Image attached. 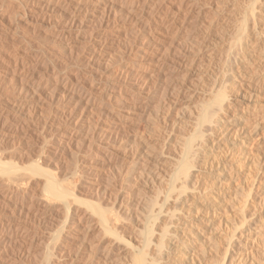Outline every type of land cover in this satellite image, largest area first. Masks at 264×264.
Wrapping results in <instances>:
<instances>
[{"label":"bare ground","instance_id":"1","mask_svg":"<svg viewBox=\"0 0 264 264\" xmlns=\"http://www.w3.org/2000/svg\"><path fill=\"white\" fill-rule=\"evenodd\" d=\"M198 1H204V4H199ZM10 14L6 20L10 24L6 25L5 19L9 15L0 9V27L3 29L2 34L4 36L11 37L8 39L15 47H18V43H21L23 38L21 39L19 36L21 42L18 41L17 28L21 26H18L19 23L13 25L12 19H17L20 15L24 16L25 23L28 24L27 26L31 31L33 30L35 33L37 31L38 35L42 31L46 34V30H44L46 27H59L62 31L63 40L62 42L59 38L58 40L64 50L72 51L78 45L76 41L79 40L76 39L82 40L89 35L88 42H85V44L89 43L92 50L87 60L88 67L91 68V66L99 63V67L105 65L109 69L113 63L115 65L118 62L120 68L116 74L112 68L115 74L114 83L112 80L113 84L98 82L92 88L100 92L103 100L104 96L108 95L107 98L105 96L108 100H105L112 104L115 99L113 98L114 94L125 90L126 87H131L130 89L144 96V100H141L143 109L141 108V112L137 110L139 113L135 114L134 117L136 118L138 115L142 119L145 117L150 133L156 132V127L154 129L149 124L152 119L150 116L154 117L155 115L157 119H162L165 124L161 129L157 127L158 133H155L156 135L152 133L154 137H149L151 135L148 136L149 138L142 136L144 138L139 137L141 138L140 141L136 139V143L135 141L131 142L134 143V145L132 144L133 149L130 146V149L128 147L126 150V145L118 148L113 144L111 148L101 151L102 159L112 160L113 163L110 161V165H114V163L120 165V173L123 172L124 174V183L120 184L119 188L115 184L118 189L115 188V190L112 187L115 191L111 190L109 193V182L111 184L114 180L113 182L106 181L111 177V174L109 173L110 177L106 176L107 179H104L106 181H102L99 176L102 171L96 169L97 167L90 168L88 159L83 158V163L78 162V155L81 152L78 151L79 148H76L78 147L77 144H86L87 147H91L93 142L97 140L95 137L99 135L96 133L98 127L93 128L90 118H85V115L77 112L80 106L71 101L74 98L78 104L84 102L88 106H92L98 101V99L95 100L97 96L94 97L96 95L94 92L92 97L85 92L88 89L84 90L83 88L85 83L82 82L81 78H85V74L81 77L84 70L82 66L79 65L80 70L76 69L75 72H69L64 66L62 69L59 61L61 56L59 62L53 64L52 61L53 65L48 68L45 66L47 70L41 71V73L38 70L44 59L37 52H29L30 48L27 50L25 49L26 46L22 50L17 48L16 52L13 51L15 55L12 54L13 56L9 59H5L0 54V86L10 80L17 95H22L19 98L16 97L17 99L14 100L13 104L7 102L3 105L0 102L1 138L3 139V135L7 139L13 138L10 130L14 129L13 127L16 125L21 126L15 123L17 120L28 121L26 123L28 124L30 120L38 116L46 122V126L45 122H42L41 127H37V129L39 128L38 131L44 126L46 127L41 136L43 140L40 139L42 140L41 145L36 150L32 147V150L29 149L30 151L26 149L30 153H27L28 155L25 157L17 150L14 151V147L11 148L12 150L10 148L9 150L1 149L2 142L0 141L1 256H5L7 251L10 252L9 246L13 244L12 246L16 245L19 248L16 249L15 246V250H12L13 253L17 254L14 260L11 259L13 260L12 264H203L204 261L208 264H228L224 261H218L216 258L220 244L216 243L217 241H211L214 235L210 233L212 230L210 225L214 215L219 213V208L215 206L216 200L218 198L223 199L226 194L220 192L224 182L220 181L224 176L223 174L226 175L228 171L232 173L231 170L233 169L240 170L242 160L251 156L249 154L247 157L245 155L242 157L243 151L245 152L251 145L250 139L256 140L258 135L264 134V130H261L264 128V121L261 118H255L252 122H250L251 119L250 121L246 120L249 117L247 107L250 103L255 104L258 99L257 93L264 90V0H17ZM117 20H123V23L120 25L117 23L118 26L111 32L109 27L115 26ZM144 23L147 24V27L146 24L143 26ZM153 25L154 32L152 31ZM108 28L111 33H109ZM88 29L92 31H88L89 34L86 32ZM86 33L88 35L85 36ZM3 35L2 38H4ZM82 35L84 36L81 38ZM39 40L41 39L39 38ZM5 42L1 40L0 47L3 44L7 45L8 41ZM59 42L55 43L59 45ZM136 43L139 44V47L136 48L137 54L133 53L134 57H130L129 54L132 51H128V49ZM15 47L12 48L16 50ZM40 47L42 46L40 45ZM71 53H75V51ZM62 58L65 59L64 56ZM42 67L44 68L43 65ZM3 68L6 70L3 71ZM181 68L183 70L182 76L179 75L180 79H175L178 82H169L175 76L170 77L168 71L170 69L176 71V69ZM81 69L83 70L81 71ZM105 69L103 67V70ZM93 71L94 69L91 73ZM111 71H109V75L113 73ZM47 73H49L48 75L51 74L59 84L61 83L62 89L60 87L58 89L73 97L69 100L74 104L72 105L74 108H71L70 111L66 109L65 111L68 110V113L62 109L59 111L61 114L56 117L53 115L54 118H50L49 115L52 105L50 109L43 108L44 106L49 107L47 104H54L53 100L46 103L37 98V102L30 105L32 97L40 92L38 91L39 86H41L40 80L47 76ZM100 75L98 73L97 77L100 78ZM165 76H168L167 81L171 78L169 83L166 79L164 82ZM105 78L108 79V77ZM8 84L5 85L8 86ZM111 87L114 89L110 90ZM115 90L117 92L114 93ZM191 90L198 93L199 105L193 106L194 110L188 111L187 109L189 114H186L185 109V112L176 109V113L174 110L176 96H183ZM89 92L92 91L89 90ZM189 96L192 98L193 95ZM60 97L62 98L63 95ZM64 98L67 97L64 96ZM105 100L104 102H106ZM113 102L114 106L115 103L118 104V101ZM128 103L130 107L125 105L128 107L127 112L123 110L125 115H128L131 109L139 107L135 101ZM7 104L9 107L6 106ZM111 107L113 106L111 105ZM111 107H106L109 113L105 110L106 108L100 107V109L107 111L104 113L108 114L107 116L110 115L109 120H120L122 121L120 123H124V125L121 124L122 126L134 127V125L125 124L127 119L122 118L123 115L121 116L119 112L114 110L116 107L114 109ZM120 107L118 109L117 106L116 110L119 111ZM125 107H121V109ZM80 110L83 112V109ZM51 111L56 112L57 110ZM100 112L103 113V111ZM100 112L96 114L100 115ZM123 112L121 110V113ZM105 114L104 116H106ZM140 117L138 116V119L141 121ZM37 118L36 121H39L40 119ZM154 119H152L153 122ZM96 120L98 121V119ZM109 122L107 126H109ZM157 123L159 124V122ZM112 124L117 125L116 123ZM103 125L106 127V124ZM18 126L16 128H20ZM106 128L103 133L108 137L107 141H100L97 146L104 143V148L105 146L108 147L111 136L117 134L116 129V132H112L113 130L109 132ZM123 128L119 129L122 130ZM184 128L188 132H184ZM178 130L186 134L178 135L179 138L177 137L178 141H176L179 142L176 144L178 146L175 145L174 140L171 141L175 145L173 148L177 147L172 150L171 147L168 148L172 145L171 143L168 145L169 140L173 138L171 135L174 132L177 133ZM38 133L41 134V131ZM114 137L112 138L117 140L116 136ZM134 137L132 138L134 139ZM174 137L176 138V134ZM14 138L16 139V136ZM111 140L113 141V139ZM261 140H263L261 142L264 146L263 135ZM120 141L118 140L116 143H120ZM5 142L7 143V141ZM3 144L2 146H4ZM32 144L34 145V143ZM18 149L21 150V148ZM166 150L172 151L170 153ZM175 150L176 152H174ZM253 151L256 152V155L255 159L252 160L253 166L249 167L250 170L246 177L249 180L242 182L239 179L240 174H234V176L227 178L228 182H242L239 191L242 190L247 196L246 198L245 195L241 198L239 196L237 199L233 198V201L231 200L230 204L224 208V211L228 213L227 216L220 219V223L226 222L225 224L231 225L232 228V232L226 236L228 246L232 245L235 238L238 239V246H241L242 242H247L242 236L247 237L251 231L244 230L239 233L237 230L241 228V225L247 223L248 210L252 207L256 208V200L259 196L253 194V190L264 185L260 182L264 179V148ZM64 152L72 154L71 157L67 156L72 158L69 160V166L63 165L64 163L61 165L58 162L60 155ZM55 154L59 158L55 157ZM84 155L86 154L84 153ZM94 161L97 163L98 158L97 160L95 158ZM112 170L114 171L113 168ZM99 172L98 177L96 174ZM91 173H94L98 179L92 180L94 177L90 178ZM235 191H232L231 194L239 195L235 194ZM110 197L114 198L111 203ZM26 199L29 201L28 203ZM117 201L121 202V205L118 202L120 206L117 205ZM125 203H128L129 206L127 207L129 208L125 209ZM36 206L43 209L41 213L38 214L32 210V207L35 208ZM122 209L129 217L121 212ZM232 209H234L233 212L228 211ZM27 217L30 222L32 220V223L36 225H32L34 229L44 226L47 228L46 225H52V222L55 223L52 228L56 226L55 231L53 229V232L49 231V234L46 232L49 237L40 252L36 255L33 254L34 257L31 253L32 246H37L36 241L39 238L37 235L40 233L31 229V226L26 222ZM126 219H131L132 222L129 223L127 222L129 220L126 221ZM249 230L252 229L249 228ZM50 232H52L51 236ZM106 238H109L107 244L105 243ZM213 238V241L217 239ZM115 246L118 250L121 249L119 247L123 248L122 251L126 250L129 253V260L126 253L127 259L125 255V258L122 256L126 261L124 259L121 261L123 252L119 253L121 258L115 259L114 251L116 254L118 252ZM207 256L210 260L205 259ZM231 257L227 258L231 259ZM5 261L0 258V264H6ZM117 261L121 262L118 263ZM231 261L233 262V260Z\"/></svg>","mask_w":264,"mask_h":264},{"label":"rangeland","instance_id":"2","mask_svg":"<svg viewBox=\"0 0 264 264\" xmlns=\"http://www.w3.org/2000/svg\"><path fill=\"white\" fill-rule=\"evenodd\" d=\"M14 1V2H13ZM202 1V0H201ZM16 2H17V0H0V9H1V11H3V12H6L7 13V15H9L10 14V12H11V9L14 7V5L16 4ZM199 2V4L201 3V4H204V1L203 2H200V1H198ZM11 6V7H10ZM5 7V8H4ZM6 9V10H5ZM9 13V14H8ZM11 15V14H10ZM10 15L9 16H7V18L5 19V23H6V25H8V24H10V22L9 21H6L9 17H10ZM11 19V18H10ZM9 19V20H10ZM21 20V21H20ZM15 21V22H14ZM25 19H24V16L23 15H20V17L19 18H17V19H12V24L13 25H15V23L16 24H18V26H21V27H18L17 28V38H19V40L18 41H20L22 38L24 39H22L20 42L21 43H18V47L16 46H13V44H11V42H10V40L9 39H11V37L10 36H4L3 34H2V28L0 27V42H1V40L2 41H6L5 43H7V41H8V43H7V45L6 44H3L1 47H0V54H1V56L2 57H4L5 59L7 58V59H9L11 56H13V55H15L14 53L19 49V50H22V49H24V46H26L25 47V49H27V50H29V48H30V50H29V52H37V53H39L41 56H42V59H44L43 61H42V65L44 66V68L42 67V65H40V69H42V70H38L39 72H45V70H47V68L49 67V66H52L53 64H54V62H57L58 60H59V58L62 56H64L65 57V59L64 58H60V62H61V67L62 66H64L65 68L67 67V69H68V71L69 72H72V71H74L75 72V70L77 69V70H80V66H82V68L85 70V72H84V70L83 69H81V71H82V73H81V77H83V74H85L84 76H85V78L83 77V78H81V80H82V82L83 83H85V84H83V88H84V90H87V91H85V92H87L90 96L92 95V97H93V95L94 94H96L94 97H96V101H97V99H98V101L94 104V105H92V106H94V107H92L91 105V108H90V106H88L86 103H82L81 102V104H78L77 103V100H75L71 95H68V94H66V93H64V92H62V87H61V83L59 84V82L56 80L55 81V79H54V77L53 76H51V74L50 75H48L49 73H47V76H44L41 80H40V85L41 86H39V88L40 89H38V91H40V92H37L36 94H35V96H33L32 97V100H31V104L30 105H32V104H34L35 102H37V98H39V99H41L42 101L44 100V102H46V103H48L47 101H52L53 100V102H55L54 104H51L50 102V104H47V105H49V107L48 106H44L43 108H45V109H50V106L52 105V107H51V109H50V112H49V115H50V118L52 117V118H54V117H56V116H58L59 114H61V112H59V111H61L62 109V111H65L66 109H68L69 111L71 110V108L73 109L74 108V106H72V105H79L80 107H79V111L77 110V112H79V113H82L83 115H85L84 117L85 118H90V121H91V124H92V127L93 128H96V127H98V128H103V129H98V128H96V133H97V135L99 134V135H101L102 133H103V130L106 128V130L107 131H109V132H111V130H113L112 132H116L117 131V134L116 135H114V136H116V138H117V140H115L114 138V136H111V138H110V142L108 143L109 145H107L108 147H106L105 146V148H104V143L103 142H105V141H107V138L108 137H106L105 135L106 134H102V136H100V138H98L99 137V135L97 136V137H95L97 140H95L94 142H93V144L91 145V147H93V146H95L96 147V149H95V147H93V148H91L90 146V148L89 147H87L86 146V144L84 145V144H77L78 145V147H76V148H79V152H81V156L80 155H78L79 156V158H78V162H80V163H83L84 162V159L85 160H87L88 159V166L90 167V168H96V169H98V170H100V171H102V173H101V175H99L100 174V172L98 173V174H96L97 176L99 175L100 176V178L102 179V181H106V180H104L105 178L107 179V175H108V177H110V175H109V173L111 174V177L110 178H108V180L106 181V182H108L109 180L110 181H112L113 182V180H114V182L113 183H111L110 184V182H109V186L111 187V189H110V187H109V193H111V190H113V189H115L116 187H120L123 183H124V174H123V172L122 173H120L121 171V167H119L120 165H116L115 163H114V165L112 164V165H110L111 164V162L113 163V161L112 160H106V159H102V153H101V151H104L106 148H111V146L113 145V146H115V147H117L118 146V148H121V146H125V148H127L126 150H128V147H129V149H130V146H131V148L133 149V145H134V143H131V142H134L136 139H139V141H140V139L141 138H139V137H142V136H145L146 138L149 136V135H151V136H149V137H154L153 136V134L152 133H154V135H156L157 133H158V129H157V127L158 128H162L163 126H164V121L162 120V119H160V118H158L157 119V117L154 115V113H153V115H154V117H155V119H154V117H152V116H150L152 119H154V122H155V124H154V122L152 121V119L150 120V122L148 121V118H147V121L149 122V124L150 125H152L153 127H154V129H155V127H156V132H151L150 133V131L147 129V126H148V123L145 121L146 119H144L145 117H143V119L140 117V115H138L139 117H140V119H142L141 121L138 119V116L135 118L134 116H135V114H138L139 112H141V110L143 109V106H142V104L141 103H143L142 101L144 100V96L143 95H139L138 93H136L133 89H130L131 87H126L125 88V90H123V91H118L117 92V90H115L114 91V93L115 92H117L116 94H114L113 95V98H117V100H113V101H118V104L117 103H115V106H114V102L112 101V104H110V102L108 101H106V100H108V99H106L107 97H108V95H105L106 96V98H105V96H104V100L106 101V102H104V100H103V97H101V94H100V92L99 91H96V90H94V88H92V87H94V85L96 84V83H98V82H100V83H102V84H106V83H109V84H113L114 83V81H115V74L117 73L116 71H118L120 68H119V64H118V62L117 63H115V65H114V63L112 64L113 66H111V67H109V69H108V67L106 68L105 67V65L103 66L104 67V69L105 70H103V67L101 68V67H99L100 65H99V63H98V65L97 64H95V65H93V66H91V68H90V66L88 67V65H87V63H88V58H89V55L91 54V47H90V45H89V43H86L85 44V42H88V40H87V38L89 37V32L88 31H90V32H92L91 30H89V29H91V28H89L86 32L88 33H86V34H84L85 36L86 35H88L87 37H84L85 39H83L82 37L84 36V35H82L81 36V38H82V40L79 38V39H76V40H79V41H76V42H78L77 44L78 45H76L77 47H75L72 51L71 50H64V48L62 47V45L60 44V42H59V40L62 42V31L60 30V28L59 27H50V28H45L44 30H46L45 32H46V34H44L43 32L44 31H39V32H41L39 35L37 34L38 32L36 31V33H35V31H31V29L27 26L28 24H26L25 23ZM119 21V22H118ZM121 20H117V22H116V24H115V26H110L109 28H110V30H111V32L112 31H114V29L116 28V26H118V24L120 25L121 23H123V20L120 22ZM22 22H24V23H22ZM118 23V24H117ZM145 24L146 23H144L143 24V26H145ZM25 28H24V27ZM114 27V28H113ZM146 27H147V24H146ZM56 28V29H55ZM97 28H99V27H97ZM109 28H108V31H109V33H111L110 32V30H109ZM96 29V28H95ZM94 29V30H95ZM48 30V31H47ZM97 30V29H96ZM153 30H155L154 29V25H153V27H152V31ZM54 31V32H53ZM20 32H22V33H20ZM26 32V33H25ZM154 32V31H153ZM44 35H43V34ZM58 33V34H57ZM2 35L4 36V38H2ZM25 35V37H23ZM36 35V36H35ZM47 35V36H46ZM50 35V36H49ZM59 35V36H58ZM21 37V39H20V37ZM34 38H33V37ZM43 36V37H42ZM45 36V37H44ZM54 36V37H53ZM46 37H48V38H46ZM52 37V38H51ZM61 37V38H60ZM2 38V39H1ZM9 38V39H8ZM39 38L41 39V40H39ZM44 38V39H43ZM46 38V39H45ZM55 38H56V40H55ZM58 38H59V40H58ZM5 39V40H4ZM8 39V40H7ZM37 39V40H36ZM54 39V40H53ZM36 40V41H35ZM50 40V41H49ZM33 41V42H32ZM42 41V42H41ZM53 42V44H52V42ZM81 41V42H80ZM167 41V40H166ZM48 42V43H47ZM55 42H59V45H61V46H59L57 43H55ZM43 43V44H42ZM85 44V45H83V44ZM138 43H140V42H138ZM138 43H136V44H133L129 49H128V51H132V52H130V54H129V56L130 57H134V54L133 53H135V54H137L136 53V48H138L139 47V44ZM23 46V48H21L22 46ZM46 44V45H45ZM50 44V45H49ZM0 45H1V43H0ZM6 45V46H5ZM11 47H10V46ZM17 45V44H16ZM40 45L42 46V47H40ZM45 45V46H44ZM53 45V46H52ZM57 45V46H56ZM83 45V46H82ZM20 46V47H19ZM39 46V47H38ZM52 48H51V47ZM85 46V47H84ZM6 47H7V49H6ZM12 47H15L16 48V50L15 49H13ZM37 47V48H36ZM58 47V48H57ZM59 47H61V49H59ZM90 47V48H89ZM135 47V48H134ZM18 48V49H17ZM80 48V49H79ZM9 49V50H8ZM32 49V50H31ZM36 49H38V50H36ZM41 49V50H40ZM2 50V51H1ZM83 52H82V51ZM13 51H15V52H13ZM52 51V52H51ZM56 51V52H55ZM75 51V53H71V52H74ZM134 51V52H133ZM47 52V53H46ZM54 52V53H53ZM58 52V53H57ZM11 53V54H10ZM49 53H51V54H49ZM10 54V55H9ZM13 54V55H12ZM43 54V55H42ZM49 54V55H48ZM63 54V55H62ZM67 54H70V55H67ZM73 55V57H72V55ZM79 54V55H78ZM56 55H57V57H56ZM79 56V58H78V56ZM54 56V57H53ZM68 56V57H67ZM77 56V57H76ZM82 56V57H81ZM32 57H34V56H32ZM49 58V59H48ZM31 59H33V58H31ZM30 59V60H31ZM63 59H64V61H63ZM69 59V60H68ZM48 60V61H47ZM70 60H71V62H70ZM52 61H53V64H52ZM58 61V62H59ZM74 61H76V62H74ZM79 61V62H78ZM136 61H138V60H136ZM46 62V63H45ZM67 63V65L65 66V64ZM70 62V63H69ZM116 62V61H115ZM49 63H50V65H49ZM62 63H64V65H62ZM74 63H75V65H74ZM48 66H47V65ZM72 64V65H71ZM116 64H118V65H116ZM80 65V66H79ZM47 68H46V67ZM60 66V65H59ZM96 66V67H95ZM42 67V68H41ZM64 67H62V69L64 68ZM94 69V71L93 72H96V73H93V74H95L94 76H93V74L91 73V71ZM100 68V69H99ZM110 68H111V70H110ZM114 69V71H115V74H114V72H113V69ZM180 68V67H179ZM4 70L3 71H5L6 69L5 68H3ZM70 69V70H69ZM74 69V70H73ZM87 69H88V71H87ZM96 69V70H95ZM76 70V71H77ZM179 70V71H178ZM176 69V71H174L173 69H170V71H168V75H170V77H174L175 76V78H169V82H171V83H175V82H178V81H175V79H180V76L179 75H181V74H183V70H182V68L181 69ZM107 71V72H106ZM109 71H111V72H113L112 74H110L109 75ZM172 71V72H171ZM174 71V72H173ZM182 71V72H181ZM41 72V73H42ZM88 72V73H87ZM110 72V73H111ZM171 72V73H170ZM41 73H39V74H41ZM91 73V74H90ZM98 73H99V75H100V73H101V75H100V78L99 77H97L98 76ZM106 74V75H105ZM108 74V75H107ZM172 74V75H171ZM177 75V77H176V75ZM88 75H90V76H88ZM50 76V77H49ZM93 76V77H92ZM108 77V79L107 78H105V77ZM110 76V77H109ZM133 76V75H132ZM179 76V77H178ZM182 76V75H181ZM53 77V78H52ZM91 77V78H90ZM95 77H97V78H95ZM114 78V79H112V78ZM168 77V76H167ZM166 76H165V78L163 79L164 80V82H166L167 81V78ZM50 78H51V80H50ZM167 78V79H166ZM84 79V80H83ZM92 79V80H91ZM100 79V80H99ZM165 79H166V81H165ZM47 80V81H46ZM49 80V81H48ZM88 80V81H87ZM90 80V81H89ZM95 80H98V81H96L95 82ZM102 80V81H101ZM107 80H109V81H107ZM112 80H113V83H112ZM94 81V82H93ZM167 81V82H168ZM175 81V82H174ZM93 82V83H92ZM168 82V83H169ZM9 83V84H8ZM12 82H10V80H8V82L7 83H5V84H8V86L7 85H2V86H0V102L3 104V105H5L7 102H9V103H11V104H13V102H14V100L15 99H17V98H19V97H21L22 95H17V93L15 92V90H14V86H12V84H11ZM47 83V84H46ZM92 83V84H91ZM170 83V84H171ZM87 84V85H86ZM11 85V86H10ZM55 85V86H54ZM90 85H92V86H90ZM5 86V87H4ZM7 86V87H6ZM89 88H88V87ZM164 86V85H163ZM9 87V88H8ZM46 87V88H45ZM56 87V89H54ZM58 87H60L61 89H58ZM86 87V88H85ZM13 88V89H12ZM90 88H92V89H90ZM114 88L113 87H111V89L110 90H113ZM163 89V88H162ZM58 90V91H57ZM60 90V91H59ZM89 90L90 91H92V92H89ZM94 90V91H93ZM199 90V89H198ZM96 91V92H95ZM56 92V93H55ZM62 92V93H61ZM93 92H94V94H93ZM99 92V93H98ZM134 92V93H133ZM191 92H192V90L191 91H189V92H186L183 96L182 95H179L178 97L176 96V98H178V99H176L175 98V112H176V109L177 110H181V111H183V112H185L184 111V109L186 110V114L188 113L187 112V109H188V111H191V109H193V106L194 107H197L198 105H199V101H200V98L199 97H197L198 95V93H194V92H192V94H191ZM199 92V91H198ZM14 93H16V94H14ZM40 93H42V94H40ZM91 93V94H90ZM98 93V94H97ZM121 93V94H120ZM262 93H263V95H262ZM41 95V97H40V95ZM63 95V97L61 98L60 96L61 95ZM100 94V95H99ZM127 94V95H126ZM24 95V94H23ZM37 95V96H36ZM52 95H54V96H52ZM98 95H99V97H98ZM120 95V96H119ZM185 95H187V96H185ZM189 95H196L195 97H193L192 96V98H190V96ZM48 96V97H47ZM64 96L65 97H67L66 99L64 98ZM116 96V97H115ZM141 96V97H140ZM15 97V98H14ZM17 97V98H16ZM36 97V98H35ZM43 97V98H42ZM45 97V98H44ZM60 97V98H59ZM74 99V101H73V99ZM180 97V98H179ZM182 97V98H181ZM185 97V98H184ZM188 97V98H187ZM257 97H258V99L256 100V103L255 104H257L256 106H255V104H253V103H250L249 104V107H247V112H248V114H249V117L248 118H246V120L248 119L249 121H250V119H251V121L250 122H252L255 118L257 119V118H261V120H263L264 121V90H260L258 93H257ZM8 98V99H7ZM30 98V97H29ZM34 98H35V100H34ZM48 98V99H47ZM51 98V99H50ZM54 98V99H53ZM57 98H58V100H57ZM64 98V99H63ZM69 98H70V100L74 103H71V101L69 100ZM102 98V101L100 102V99ZM142 98V99H141ZM6 99V100H5ZM50 99V100H49ZM61 99V102H59V100ZM119 99V100H118ZM6 102H5V101ZM57 102H56V101ZM66 100H68V101H66ZM121 100V101H120ZM142 100V101H141ZM33 101V102H32ZM70 101V102H69ZM126 101H127V103H126ZM136 102L137 103V106H139V107H135V108H133V109H131L130 110V113L128 114V115H125L124 113L125 112H127V108L128 107H130V105H129V103L128 102ZM52 102V103H53ZM65 102V103H64ZM123 102V103H122ZM197 102V103H196ZM57 103V104H56ZM67 103H68V106H67ZM71 103V104H70ZM77 103V104H76ZM99 103H100V106H99ZM104 103H105V105H104ZM121 103V104H120ZM60 104V105H59ZM86 104V105H85ZM102 104V105H101ZM124 106H123V105ZM138 104H140V105H138ZM182 104H183V106H182ZM189 104V105H188ZM193 104V105H192ZM198 104V105H197ZM263 104V105H262ZM54 105V106H53ZM56 105V106H55ZM83 107H82V106ZM85 105V106H84ZM111 105L113 106V107H111ZM118 106V109H119V107L121 106V107H125V105L126 106H128V107H125L124 109H121V107H120V110L119 111H117L116 109H117V106ZM179 107H178V106ZM187 107H186V106ZM196 105V106H195ZM239 105H242V104H239ZM261 105V106H260ZM7 107H9V104H7L6 105ZM62 106V107H61ZM71 106V107H70ZM96 106H98L97 108H96ZM104 106V107H103ZM111 107V108H115L114 110L116 111V112H119L120 113V115L122 116V118H126L127 119V121H128V123H127V121H126V123L125 124H128V125H134V127L133 126H128L127 127V125L126 126H122V125H124V123L122 124V123H120V122H122V121H120V120H118V121H116L115 119H111V120H109V116H107L108 114H105L107 111H108V107ZM142 106V107H141ZM192 106V107H191ZM260 106V107H259ZM48 107V108H47ZM78 107V106H77ZM100 107L101 108H106L105 110H107V111H104V109L102 110V109H100ZM182 107V108H181ZM185 107V108H184ZM191 107V108H190ZM254 107V108H253ZM60 109V110H58V109ZM65 108V109H64ZM93 108V109H92ZM139 108H140V110H139ZM142 108V109H141ZM53 109H56L57 111L56 112H52L51 110H53ZM80 109H83V112H81L82 110H80ZM87 109V110H86ZM91 109V110H90ZM95 109V110H94ZM195 109V108H194ZM193 109V110H194ZM252 109H254V110H252ZM65 111V113H68L69 111ZM98 110V111H97ZM103 111V113L106 115V116H104V114L102 113V112H100V111ZM121 110H122V112H123V110L125 111V112H123V113H121ZM139 112H138V111ZM89 111V112H88ZM88 114H87V113ZM99 113L100 112V115L99 114H96V113ZM174 112V114H176ZM251 112V113H250ZM103 115H102V114ZM107 113H109V111L107 112ZM134 115H133V114ZM257 113V114H256ZM91 114V115H90ZM132 114V115H131ZM189 114V113H188ZM53 115H54V117H53ZM100 116V118H97V117H99ZM102 115V116H101ZM157 115V114H156ZM251 115V116H250ZM86 116H90V117H86ZM105 118H104V117ZM127 116V117H126ZM134 118L135 120L133 121V119L131 120V118ZM227 116L229 117V114H227ZM38 117V116H37ZM35 117V119L33 118L32 120H30L29 121V123L28 124H26L28 121H21V120H17V122H15L16 124H19V125H21V126H18V125H16V127L18 126V127H20V128H16L15 126L13 127L14 129H12V130H10V132H11V134H13V138L16 136V139L14 138H12V139H7L6 137H5V135H3L4 137H3V139L1 138L2 136H0V141L2 142L1 143V149H6V150H9V148L11 149H13V147L15 148V149H13L14 151H18V153H21V155L22 156H26V155H28L30 152H28V151H30L29 149H31L32 150V148H35V150H36V148L38 149V147H39V145H41V142H42V138H41V136H42V134H43V129H45L46 127V122H45V120L43 121V119H40V117ZM36 118L41 122V124H40V122L39 121H36ZM96 119H98V121L96 120ZM101 119V120H100ZM156 119H157V122H159V124L156 122ZM160 119V120H159ZM42 120V121H41ZM123 120V119H122ZM18 121H20V122H18ZM35 121V122H34ZM107 121V122H106ZM110 121V122H109ZM160 121H161V123H160ZM162 121H163V123H162ZM21 122H23V123H21ZM34 122V123H33ZM42 122H45V126L40 130L41 131V134L40 133H38V132H40V131H38V129H37V127H41V125H42ZM108 122H109V126H107L108 125ZM116 123L117 125H115V124H112V123ZM140 122V123H139ZM153 124H152V123ZM33 123V124H32ZM97 123H98V125H97ZM101 125H100V124ZM136 125H135V124ZM146 123V124H145ZM26 124V125H25ZM94 124V125H93ZM102 124H106V127L103 125L102 126ZM111 124V125H110ZM119 124H120V126H122V127H120L119 126ZM122 124V125H121ZM139 124V125H138ZM160 124H161V126H160ZM31 125V126H30ZM38 125V126H37ZM43 125H44V123H43ZM96 125V126H95ZM26 126V127H25ZM28 126H29V128H28ZM95 126V127H94ZM111 126V127H110ZM112 126H113V128H112ZM119 126V127H118ZM138 126V127H137ZM146 126V127H145ZM263 126H264V123H263ZM23 127V128H22ZM25 127V128H24ZM36 127V128H35ZM109 127V128H108ZM115 127V128H114ZM118 127V128H117ZM124 127V128H123ZM127 127V128H126ZM130 127V128H129ZM119 128H123L122 130L121 129H119ZM137 128V129H136ZM146 128V129H145ZM24 129V130H23ZM87 130H89V128H86ZM115 129H116V131H115ZM117 129H119V130H117ZM129 129V130H128ZM152 129V128H151ZM153 129V130H154ZM185 129V128H184ZM13 130H14V133H13ZM16 130V131H15ZM20 130V131H19ZM98 130V131H97ZM124 130V131H123ZM128 130V131H127ZM132 130V131H131ZM137 130V131H136ZM148 130V131H147ZM180 130H182L183 131V129H180ZM180 130H178V132H179V134H178V132L177 133H173V135H171L172 137V139L171 140H169V144L168 145H171L172 144V142L171 141H173L174 140V142H176V141H178V138H179V136L178 135H181L182 133L183 134H186V133H184V132H188L186 129V131L184 130V132H181ZM261 130H264V128H262ZM26 131V132H25ZM38 131V132H37ZM100 131V132H99ZM152 131V130H151ZM15 132H17V133H15ZM37 134H36V133ZM99 132V133H98ZM102 132V133H101ZM121 132V133H120ZM124 132H126V133H124ZM134 134H133V133ZM137 132V133H136ZM20 133H22L21 135H20ZM26 133V134H25ZM120 133V134H119ZM156 133V134H155ZM24 134V135H23ZM36 134V135H35ZM119 134V135H118ZM126 134V135H125ZM129 134V135H128ZM137 135V137H136V135ZM175 134H176V138L174 137L175 136ZM182 134V135H183ZM1 135V134H0ZM26 135V136H25ZM33 135V136H32ZM37 135H38V138H37ZM128 135V136H127ZM138 135H141V136H138ZM147 135V136H146ZM263 136H264V134H262ZM262 135H258V137H257V139L256 140H251L250 139V141L249 142H251V145L246 149V151L244 152L243 151V153H242V157L245 155V157H247V156H249V154L251 155L248 159H246V160H242V166L239 168L240 170H236V169H233V170H231V172L232 173H230V171H228V173L225 175V174H223L224 176L222 177V179L220 180L221 182H223V185H222V187L220 188V192L221 193H223V194H225L224 196V198L222 199V198H218V200H216V203H214V204H216L215 206L216 207H218L217 209L219 210L218 212L219 213H216V215H214V217H213V219H212V224L210 225V227L212 228V230H210V233L212 234L213 233V237H215V238H217V239H215V241H213L214 240V238L212 239L211 238V241L212 242H216V243H219L220 244V246L218 245V247H219V253H217V256H216V258L218 259V261H221V262H225V263H228V264H264V198H263V194H264V187H262V186H264V185H261L258 189H256V190H253V194H256V196H259L258 197V199L256 200V208H250L249 210H248V217H247V223H244V225H241L240 227V229H238L237 230V232H241V231H244V230H246V231H251L250 232V235H248L247 237L246 236H242V238H244V240L246 239V243H244V242H242L241 243V246H238V244H237V241H238V239H236L235 238V240L234 241H232V245H229L228 246V244H227V238H226V236H227V234H229V232H232V228L230 227L231 225H229L228 226V224H225L226 222H223V224H221L220 223V219L221 218H223L224 216H227V213L228 212H225L224 211V208H225V206H227L228 204H230V201L234 198V199H237L238 198V196L241 198V197H243V195H245L243 192H242V190L241 191H239V189H240V185L242 184V182H243V180H249V179H247L246 177H247V175H248V172H249V170H250V166H253V162H252V160L253 159H255V155H256V152L255 151H253V150H258V149H263L264 148V146H262L263 145V143L261 142V141H263V140H261V138H262ZM122 136H124L123 138H122ZM133 136H135L134 137V139L132 138ZM34 137V138H33ZM36 137V138H35ZM102 137V138H101ZM112 137H114V138H112ZM148 137V138H149ZM178 137V138H177ZM130 138V139H129ZM131 138H132V140H131ZM142 138H144V137H142ZM28 139V140H27ZM33 139V140H32ZM37 139V140H36ZM40 139H42V140H40ZM111 139H113V141L111 140ZM177 139V140H176ZM15 140V141H14ZM35 140V142H32V141H34ZM118 140L120 141H122V142H124V143H122L121 141H120V143H116V141L118 142ZM131 144H129L127 141ZM5 141H7V143L5 142ZM11 141V142H10ZM40 141V142H39ZM100 141H103L102 143H103V145H98L97 146V144L100 142ZM112 141V142H111ZM115 141V142H114ZM138 141V140H137ZM8 142H10L9 144H10V146H9V144H8ZM16 144H15V143ZM17 142H19V143H17ZM34 143V145L32 144V143ZM114 142V143H113ZM126 142H127V144H129V145H127L126 144ZM174 142H173V144L171 145V146H169L168 148H170V149H172V150H174V149H176V148H173L176 144H178L177 142L175 143V145H174ZM4 143V144H3ZM28 143H30V144H28ZM38 143V145H35V144H37ZM95 143V144H94ZM101 143V144H102ZM135 143H136V141H135ZM138 143V142H137ZM171 143V144H170ZM262 143V144H261ZM2 144L4 145V146H2ZM8 146H7V145ZM14 144V145H13ZM22 144V145H21ZM116 144H118V145H116ZM133 144V145H132ZM6 145V146H5ZM29 145V146H28ZM76 145V146H77ZM105 145H106V143H105ZM137 145V144H136ZM135 145V146H136ZM28 146V147H27ZM80 146V147H79ZM86 146V147H85ZM133 146V147H132ZM176 146H178V145H176ZM5 147V148H4ZM21 148V150L20 149H18V148ZM32 147V148H31ZM83 147V148H82ZM85 147V148H84ZM75 148V146H74V149H76ZM88 150H87V149ZM100 150H98V149ZM167 148V149H168ZM11 149V150H12ZM28 151H27V150ZM26 150V151H25ZM88 151L87 153H86V151ZM98 150V151H97ZM125 150V149H124ZM124 150H122V151H124ZM171 150V151H172ZM83 151V152H82ZM95 151H96V153H95ZM167 152H170L171 153V151L170 150H166ZM24 152V153H23ZM25 152H26V154H25ZM97 152H99L98 154H97ZM174 152H176V150L174 151ZM28 153V154H27ZM66 155H65V154ZM64 153H62L61 155L64 157L63 159H62V156L60 155V154H58V155H60V158L59 157H57V154H55V157H57V158H59L58 159V162H60V164L62 165L63 163V165H70V164H68L69 163V160L70 159H72V158H69V157H67L68 155L71 157L72 156V154L70 155L68 152V154L66 153V152H64ZM84 153L86 154V155H84ZM94 155H93V154ZM83 154V155H82ZM90 154V155H89ZM172 154H175V153H172ZM54 155V154H53ZM92 155H93V157H92ZM101 155V156H100ZM170 155V154H169ZM83 156V157H82ZM85 156V157H84ZM66 158H68L67 160H66ZM84 158V159H83ZM95 158H96V160H97V158H98V161H97V163H96V161H94L95 160ZM102 159V162H101V159ZM64 159H65V161H64ZM89 159H90V161H89ZM82 160V161H81ZM105 160H106V162H105ZM93 161H94V163H95V165H93L94 163H93ZM110 163H109V162ZM66 163V164H65ZM70 163L72 164V162L70 161ZM103 163V164H102ZM105 163V164H104ZM57 164H59V163H57ZM59 164V165H60ZM98 164V165H97ZM102 164V165H101ZM101 165V166H100ZM107 165H110V166H108L107 167ZM112 168L114 169V171L112 170ZM254 168V167H253ZM252 168V169H253ZM101 169H103V170H101ZM110 169V170H109ZM112 170V171H111ZM254 170V169H253ZM104 171H106V172H104ZM109 171V172H108ZM234 171V172H233ZM256 171V170H255ZM104 172V173H103ZM108 172V173H107ZM107 173V174H106ZM119 173V174H118ZM114 174H115V176H118V177H115L114 176ZM123 174V175H122ZM234 174H240L239 175V179L242 181V182H238V181H235V182H228V180H227V178H229L230 176H234ZM263 174H264V172H263ZM92 175H95L94 173L92 174L91 173V175H89L90 176V178L92 179L93 177V179L92 180H95L96 178H97V176L95 177V176H92ZM92 176V177H91ZM98 176V177H99ZM113 176V177H112ZM123 176V177H122ZM120 177H122V178H120ZM99 178V180L101 181V179ZM111 178H113V179H111ZM115 178V179H114ZM91 179H89V180H91ZM98 179V178H97ZM260 182H262V184H264V179H262V180H260ZM115 184H116V187H115ZM121 184V185H120ZM90 187V186H89ZM112 187H114L113 189H112ZM118 188H116V189H118ZM89 189V188H88ZM115 189V190H116ZM236 189H238V190H236ZM115 190H113V192L115 191ZM236 190V191H235ZM89 191H90V189H89ZM232 191H235L234 193L236 194H239V195H232L231 194V192ZM237 191H239V192H237ZM112 196L111 197H113V194H111ZM93 196H94V194H93ZM108 196V195H107ZM110 196V195H109ZM110 197V203H111V200L112 199H114V198H111ZM245 198L247 197L246 195L244 196ZM239 198V199H240ZM257 198V197H256ZM243 199V198H242ZM108 201V200H107ZM106 201V202H107ZM113 201V200H112ZM121 201V200H120ZM120 201H117V205L120 203V205H121V202ZM233 201V200H232ZM26 202L28 203L29 201L26 199ZM119 202V203H118ZM30 205V204H29ZM29 205H27V206H29ZM120 205H118V206H120ZM126 205V206H125ZM124 206H125V209L126 208H129V207H127V206H129L128 205V203H125L124 204ZM37 206L34 208V207H32V210H34L35 212H38V214L39 213H41V210H43V209H41L40 207H38L37 209ZM39 209V210H38ZM124 209V208H123ZM123 209H122V213H124L123 212ZM124 209V210H125ZM255 209H256V211H255ZM233 210L234 209H232V210H228L229 212H233ZM255 211V212H254ZM126 212V211H125ZM57 215L59 214V212L58 213H56ZM55 214V215H56ZM128 214V213H127ZM54 215V214H53ZM124 215L125 216H127V217H129L128 215H126L125 213H124ZM27 219H28V217L26 218V222L28 223V225L29 226H31V229H33L36 233L38 232V233H40V234H38L37 236H39V238L37 239V241H39V242H37L36 241V244H37V246H32V249L34 250H32V256L34 257V255H36L38 252H40V249H42V246L43 245H45V241L48 239V237H49V231H52L53 229V231H55V229H56V226H55V228H52V227H54V222H52L51 224L52 225H50L49 223V225H46L47 226V228L45 227V229H44V227H35V229L34 228H32V225L33 226H36V225H34L33 223H32V220H31V222L29 221V219H28V221H27ZM127 220H129V221H127ZM132 220H133V218H132ZM132 220L131 219H126V221L127 222H132ZM138 224H139V222H138ZM51 226V228H49ZM243 226V227H242ZM251 228L252 230H249V228ZM40 231H39V230ZM42 231V232H41ZM52 231V232H53ZM43 232H45V233H43ZM46 232H48V234L46 233ZM52 232H50V236H51V233ZM92 234V233H91ZM209 234V233H208ZM41 235V236H40ZM46 235V236H45ZM42 236H44V237H42ZM217 236V237H216ZM41 238V239H40ZM44 238V239H43ZM226 238V239H225ZM43 241V243H42V245H41V242ZM107 240H109V238H106L105 239V243L107 244ZM41 241V242H40ZM49 241V240H48ZM40 244V245H39ZM237 246H236V245ZM13 245V244H12ZM9 246L10 248H9V250H11L10 252H5L6 254H4L5 256H1L2 254H0V258H2V259H4V260H6L5 261V263L6 264H12V261L16 258L15 256L17 255L16 253H13L14 251H12V250H15L14 248H15V246ZM34 245H35V243H34ZM228 246V248H226ZM19 248V246H16V249H18ZM36 247V248H35ZM44 247V246H43ZM221 247V248H220ZM231 247H233V248H231ZM13 248V249H12ZM121 248V249H120ZM232 250H231V249ZM115 249L118 251L117 252V254H116V251H114V256H116V257H114L115 259L117 258V257H119L120 255H119V253L121 252H123L122 254H121V257L122 256H126V253H127V255H128V260H129V253L125 250V251H122L123 250V248L122 247H119V249L120 250H118V248H116V246H115ZM114 249V250H115ZM36 250V251H35ZM228 250V251H227ZM221 251V252H220ZM36 252V253H35ZM125 253V254H124ZM229 254V255H226V254ZM11 254V255H10ZM34 254V255H33ZM231 254H234V255H231ZM118 255V256H117ZM235 255H237V256H235ZM240 257H239V256ZM10 256H11V258H10ZM14 256V257H13ZM125 256H124V258H125ZM219 256V257H218ZM232 256V257H231ZM5 257H7L6 259H5ZM9 257V258H8ZM121 257H119V258H121ZM227 257H231V259L230 258H227ZM13 258V260H11ZM123 257L121 258L122 260L121 261H123V259H124ZM8 259V260H7ZM126 259H127V256H126ZM206 260H208L209 259V256H207L206 258H205ZM220 259V260H219ZM125 260V259H124ZM210 260V259H209ZM231 260H233V262L231 261ZM7 261H8V263H7ZM121 261H117L118 263L119 262H121ZM126 261V260H125ZM231 262V263H230ZM208 264V262H203V264Z\"/></svg>","mask_w":264,"mask_h":264}]
</instances>
